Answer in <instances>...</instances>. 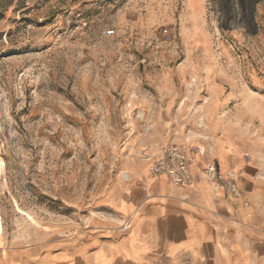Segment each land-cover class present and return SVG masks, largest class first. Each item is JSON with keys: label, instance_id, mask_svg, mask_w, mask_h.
<instances>
[{"label": "rangeland", "instance_id": "obj_1", "mask_svg": "<svg viewBox=\"0 0 264 264\" xmlns=\"http://www.w3.org/2000/svg\"><path fill=\"white\" fill-rule=\"evenodd\" d=\"M169 144L264 185V0H0V245L106 231Z\"/></svg>", "mask_w": 264, "mask_h": 264}, {"label": "crops", "instance_id": "obj_2", "mask_svg": "<svg viewBox=\"0 0 264 264\" xmlns=\"http://www.w3.org/2000/svg\"><path fill=\"white\" fill-rule=\"evenodd\" d=\"M228 158L218 170L240 166L239 197L225 182L176 185L165 173L133 171L113 197L116 212L103 220L106 231L70 241L60 254L23 241L0 245V264H264V185L242 155ZM214 161L209 153L194 160V173Z\"/></svg>", "mask_w": 264, "mask_h": 264}, {"label": "built area", "instance_id": "obj_3", "mask_svg": "<svg viewBox=\"0 0 264 264\" xmlns=\"http://www.w3.org/2000/svg\"><path fill=\"white\" fill-rule=\"evenodd\" d=\"M193 162V156L188 155L183 147L169 144L165 147L163 155L154 160L149 172L151 175L165 173L176 185H190L196 179H206L213 182L215 187L218 188V182H225L232 193L238 197L241 196L242 193L237 182L238 173L231 170L225 174L220 173L213 163L200 168L197 173H194Z\"/></svg>", "mask_w": 264, "mask_h": 264}, {"label": "bare ground", "instance_id": "obj_4", "mask_svg": "<svg viewBox=\"0 0 264 264\" xmlns=\"http://www.w3.org/2000/svg\"><path fill=\"white\" fill-rule=\"evenodd\" d=\"M194 160L196 161L195 157H194ZM231 171H234V172L238 173V172H237V171H235V170H231Z\"/></svg>", "mask_w": 264, "mask_h": 264}]
</instances>
